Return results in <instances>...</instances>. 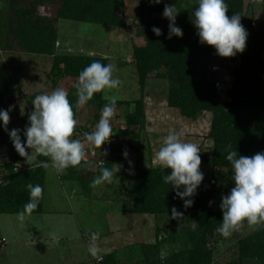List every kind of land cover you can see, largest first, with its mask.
<instances>
[{
  "label": "trees",
  "instance_id": "1",
  "mask_svg": "<svg viewBox=\"0 0 264 264\" xmlns=\"http://www.w3.org/2000/svg\"><path fill=\"white\" fill-rule=\"evenodd\" d=\"M118 3L121 4L120 0H8L7 8H0V48L8 50L5 46L12 42L19 51L49 56L52 61L49 70L51 76L56 80L70 78L75 82L84 67L94 60L107 64L106 58L84 53L57 52L58 21L66 19L113 28L124 27V20L115 9ZM226 3L229 7L226 15L240 14L241 23L247 30L246 49L243 53L234 57H221L216 54L213 46L198 42L196 29L191 23L195 4L183 10L182 4L176 2L179 14L175 24L182 29L183 36L178 38L173 35L168 39V19L152 17L154 12L162 14L165 5H168L167 0H161L155 6H147L145 13L150 19L146 20L143 32L145 42L143 45H133L132 59L134 74L138 77L141 90L145 79L155 72V76L169 81L166 97L169 107L177 108L182 116L191 119H197L202 111L212 113L208 132L213 144L210 158L215 167L227 168L232 175L231 164L226 159L228 152L236 150L238 155L252 156L264 151V29L250 25L251 19L243 13V0H226ZM153 26L160 28L162 35H155ZM215 59L237 62L231 68L230 81L222 82L207 78L204 74L198 75V71H203L208 61ZM4 71L5 69L0 71V109L12 107V99L16 98L12 84L4 80ZM211 74L214 75L213 72ZM68 92L75 116V89L71 86ZM103 97V92H98L86 104L94 106L93 123L98 121L99 111L106 103ZM117 103L128 104L123 135L137 143L146 126L143 96L129 103L128 100ZM28 114L25 111L24 117H18L22 122L21 127L9 120L7 129L23 130L28 123ZM21 139H25L22 131ZM6 142L10 143L7 148L9 160L5 163V172L0 180V214H17L23 210L24 204L29 200L25 187L29 183L39 184L43 188L42 199L31 214L40 213L44 197L45 168L29 165L15 151L8 133L0 127V146ZM133 146L138 150L136 145ZM29 150L26 148V151ZM47 159L38 156L40 161ZM99 159L104 161V166L113 167L111 156L108 158V155L102 154ZM20 161L24 163L22 168L12 165L13 162ZM78 173L79 170H74L66 177L80 179ZM169 173L170 169L163 167L138 166L125 189L123 201L129 203L133 213H149L155 219L171 214L173 206L183 212L185 208L182 200L173 198V186L163 181L162 177ZM195 197L192 207L196 227L181 230L180 235L175 232L167 235L166 230L159 227L156 221L155 242L138 244L142 264H220L213 261L208 241L219 234L216 228L222 223V212L209 204L202 191L197 190ZM177 240L182 242L180 249L171 252L162 250V242L174 243ZM236 249L237 257L226 264H264V226L238 239ZM118 254L119 251L107 254L104 264L118 263Z\"/></svg>",
  "mask_w": 264,
  "mask_h": 264
},
{
  "label": "rangeland",
  "instance_id": "2",
  "mask_svg": "<svg viewBox=\"0 0 264 264\" xmlns=\"http://www.w3.org/2000/svg\"><path fill=\"white\" fill-rule=\"evenodd\" d=\"M7 2L8 0H0V8H7ZM120 2L121 4L115 5V9L124 20V27L113 28L103 24L66 19L58 21L57 52L101 56L106 58L107 64L114 63L118 68V71L114 72V78H119L122 83L118 89L103 92V96L117 95L120 97L117 102L128 100V103L143 96L146 126L142 136L137 140L138 144L136 140L132 142L124 137V117L128 112V104L116 103L115 115L111 120L113 133L110 141L101 145L100 149L85 142L86 155L82 161L87 170L79 175L80 186H76L73 197L65 198L56 171L50 168L47 169L46 192L40 213L26 214L23 223L17 219V214H0V264H104L106 255L115 251H119L117 255L119 262L116 264H142V253L138 244L155 242L156 221L159 227L166 230L167 235L174 232L180 235L181 230L195 228L192 205L182 212V219H174L171 214L155 219L149 213L123 212L125 208H130L126 201V206L122 205L123 211L117 209L119 205L121 206V203L117 202L124 200L125 189L132 181L138 166L161 167L155 163V153L170 131L182 133V140L199 146L200 170L204 173V179L197 190L204 193L210 205L220 209L222 196L227 195L234 187L230 170L215 167L210 158L213 144L208 132L212 113L202 111L197 119H191L182 116L177 108L169 107L166 100L169 81L155 76V72L145 79L141 90L138 77L134 74L132 49L133 45H143L145 42L143 32L146 20L150 19L145 12L150 3L149 0ZM167 2L168 5L180 2L183 10L195 4V0ZM243 13L251 19V26L264 29V0H243ZM152 17L161 19L163 15L154 12ZM252 22L255 23L252 25ZM5 47L8 50L0 48V71L5 69L4 80L12 84L13 94L16 96L12 99L14 102L9 112L10 120L21 127L22 122L18 117H24L25 111L30 113L33 110L31 101L36 94L49 93L57 87H63L68 91L74 80L53 78L49 73L52 63L49 56L19 51L12 42ZM236 64L237 62L230 63L226 59L211 60L205 64L203 71H198V75L204 74L207 78L228 82L232 79L231 68ZM213 65L219 67L214 75L211 74ZM106 103L99 111L98 120ZM74 118L77 125L72 138L83 141L84 133L93 131L98 122L93 123L94 106L77 104ZM133 145H136L138 150ZM9 146V142L0 146V180L2 173L5 172V163L9 160L7 154ZM104 149L108 150V158L113 156L120 161L125 160L124 169L115 173L112 183L96 186L89 195H85L87 188L91 187L92 180L100 175L97 161L104 153ZM125 150L128 152L127 158L122 155ZM28 152L30 153L31 149ZM22 163L13 162L12 165L22 168L24 165ZM118 164L122 165L121 162ZM57 173L61 175L60 172ZM194 198L196 197H191ZM117 225L130 230L115 232L117 230L112 229ZM261 226L264 225L250 226L245 221L227 238L220 234L212 237L208 241V248L212 251L213 261L220 264L234 261L237 257L238 239ZM96 231L100 232V237L96 241L99 252L94 258L88 253L87 248L91 233ZM117 236H121V240ZM181 245L182 242L179 240L174 243L162 242L161 248L163 251L171 252L180 249Z\"/></svg>",
  "mask_w": 264,
  "mask_h": 264
},
{
  "label": "clouds",
  "instance_id": "3",
  "mask_svg": "<svg viewBox=\"0 0 264 264\" xmlns=\"http://www.w3.org/2000/svg\"><path fill=\"white\" fill-rule=\"evenodd\" d=\"M150 4H159L161 0H149ZM226 0H195L192 10L191 23L196 29L199 43L213 46L215 52L221 57H234L243 53L246 49L248 37L247 30L241 23V15L234 13L226 15L228 10ZM179 10L175 5H165L163 17L169 21L168 39L173 35L182 37L183 31L176 26V17ZM155 35H162V30L153 26ZM118 71L114 63L103 64L100 60H94L79 72L78 78L72 84L73 93L77 97L76 103L84 106L94 94L106 92V90L118 89L121 80L114 78V72ZM69 92L63 87H57L49 93L36 94L31 103L33 110L28 114V123L23 130L13 128L10 131L7 125L10 120L9 109H0V127L8 133L15 151L24 157L32 167H43L62 172L69 167H76L84 160L85 142L100 149L101 145L110 141L113 133L111 120L115 115L116 103L120 99L117 95H104L108 101L102 110L101 117L94 130L84 133L83 141L73 139V132L77 125L74 118L73 107L68 99ZM21 131L24 140L21 139ZM182 133L170 131L163 139L159 149L155 153V163L163 168L170 169V173L164 175L163 181L173 186L174 199L179 198L183 207L188 208L193 204L198 186L204 179V173L200 170V148L197 144L181 139ZM31 149L29 153L26 151ZM108 150L104 149V155ZM122 155L127 158L125 150ZM38 156L48 158L45 161L38 160ZM231 164V179L234 182L227 195H223L219 208L222 212V223L216 231L227 238L237 231L243 222L250 226L264 225V151L252 156L238 155L237 151H230L226 156ZM50 161V162H49ZM131 166V161L128 162ZM115 165L112 168L104 166V161L98 164L100 175L92 180L91 186L96 187L104 183H112L115 173L119 172L123 165ZM131 174V171H130ZM29 200L23 206V210L17 213V219L23 223L26 214L35 211L43 196V188L39 184H27ZM182 189V190H181ZM188 197L189 199H185ZM174 219H182L183 213L175 206L171 209ZM196 227V224H193ZM100 232H92L88 253L96 258L99 249L96 241Z\"/></svg>",
  "mask_w": 264,
  "mask_h": 264
},
{
  "label": "crops",
  "instance_id": "4",
  "mask_svg": "<svg viewBox=\"0 0 264 264\" xmlns=\"http://www.w3.org/2000/svg\"><path fill=\"white\" fill-rule=\"evenodd\" d=\"M112 157V160H113V164H118L119 162L122 163L123 167L121 168L120 171H122V169H124V166L126 163H124L125 160H121L119 158H116V157ZM85 159V158H84ZM100 160V159H99ZM115 165H113L114 167ZM74 170H79V173L77 174L80 175L82 172L86 171L87 169H85V167L83 166V161L81 162L80 165L76 166V167H69L67 169H65L64 171L60 172L61 175L59 173L56 172V176H57V179H58V183L59 185L62 187L63 189V195L65 196V198H71L75 195L76 193V186H80V179L79 177H75V178H69V177H66L67 175H69V172L71 171H74ZM94 172L95 170L92 169ZM93 172V173H94ZM91 174L92 176H94V174ZM46 179H47V169H44V194H45V188H46ZM94 187H88L87 190L85 191V195H89V193L93 190ZM87 192V193H86ZM44 199V197H43ZM116 202V201H115ZM121 203V206L119 205V207H117V209L119 210H122L123 211V207L122 205L124 204L126 206V202L125 201H120V202H117V204H120ZM128 204V203H127ZM123 212H128V213H133L130 208H125V211ZM71 214V213H70ZM127 214V213H126ZM131 227V226H130ZM111 230V229H110ZM112 230H117L115 232H120L121 230H130V228H127V229H124V227H121V226H114V229ZM155 230V229H154ZM114 233V232H113ZM108 234V233H107ZM111 234V233H109ZM121 236H117V238L119 240H121L120 238Z\"/></svg>",
  "mask_w": 264,
  "mask_h": 264
},
{
  "label": "built area",
  "instance_id": "5",
  "mask_svg": "<svg viewBox=\"0 0 264 264\" xmlns=\"http://www.w3.org/2000/svg\"><path fill=\"white\" fill-rule=\"evenodd\" d=\"M255 22H252V24H254ZM218 70H219V67L217 66V65H213L212 67H211V72H213V73H217L218 72ZM219 84V81L217 80L216 81V85H218ZM99 162H100V160H98V162H97V164H99ZM101 259V258H100Z\"/></svg>",
  "mask_w": 264,
  "mask_h": 264
}]
</instances>
